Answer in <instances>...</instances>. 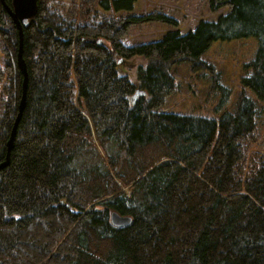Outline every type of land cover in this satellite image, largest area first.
Instances as JSON below:
<instances>
[{
    "label": "trees",
    "instance_id": "trees-1",
    "mask_svg": "<svg viewBox=\"0 0 264 264\" xmlns=\"http://www.w3.org/2000/svg\"><path fill=\"white\" fill-rule=\"evenodd\" d=\"M78 1L38 0L22 27L26 105L0 169V264H264V0H208L229 11L133 46L122 43L133 26L178 21L156 9L113 22L104 11L137 0ZM249 37L234 110H221L231 91L218 84L211 115L162 110L173 65L213 73L212 42ZM18 42L0 1V163L21 95ZM131 57L144 58L135 81L116 67Z\"/></svg>",
    "mask_w": 264,
    "mask_h": 264
},
{
    "label": "rangeland",
    "instance_id": "rangeland-1",
    "mask_svg": "<svg viewBox=\"0 0 264 264\" xmlns=\"http://www.w3.org/2000/svg\"><path fill=\"white\" fill-rule=\"evenodd\" d=\"M52 3L68 9L76 5L78 0H51ZM99 1V0H98ZM85 1H78V4ZM160 9L178 21L175 26L161 22H147L133 26L122 43L125 46H133L138 43L160 40L163 35L171 30H178L186 33L193 30L201 19L215 20L220 15L227 13L229 7L222 6L216 10H210L208 0H137L132 10L126 13L115 12L110 9L106 16L112 17L114 22L120 15L139 16L153 10ZM103 15V14H102ZM257 49L255 38L249 37L241 41L212 42L202 58L213 65V73L208 69L193 71L189 62H181L171 67L172 75L176 81V93L166 98L163 108L178 114L211 115L215 106L223 97L218 85L230 89L229 101L221 110H234L236 96L239 92L238 77L241 74H248L249 69L244 68V63L254 58ZM121 60L120 54L115 56ZM144 58L136 57L129 60H122L116 63L118 72L135 81L136 67L144 62ZM214 73L218 77L214 79ZM248 95H252L248 91ZM254 98V97H253ZM255 100V99H254ZM264 110V103L257 102ZM264 126V119L260 120Z\"/></svg>",
    "mask_w": 264,
    "mask_h": 264
},
{
    "label": "water",
    "instance_id": "water-1",
    "mask_svg": "<svg viewBox=\"0 0 264 264\" xmlns=\"http://www.w3.org/2000/svg\"><path fill=\"white\" fill-rule=\"evenodd\" d=\"M10 14L12 20L18 28L19 42H18V51H17V67L21 70L23 74V80L21 84V95L17 105V113L14 118V122L9 134V137L6 141V154L5 159L0 163V169L6 166L9 163L10 150L14 145V140L16 136V129L18 121L21 117L24 106L26 105V91H27V81L28 73L26 69V63L22 56L23 51V31L22 26H26L29 23V20L33 18L38 10V0H12L11 7L5 2V0H0ZM140 95V92H136ZM132 218L131 216H124L117 214L115 212L111 213V222L117 227H124L130 224Z\"/></svg>",
    "mask_w": 264,
    "mask_h": 264
},
{
    "label": "bare ground",
    "instance_id": "bare-ground-1",
    "mask_svg": "<svg viewBox=\"0 0 264 264\" xmlns=\"http://www.w3.org/2000/svg\"><path fill=\"white\" fill-rule=\"evenodd\" d=\"M19 69V68H18ZM20 70V69H19ZM20 72H21V70H20ZM21 74H22V72H21ZM23 75V74H22Z\"/></svg>",
    "mask_w": 264,
    "mask_h": 264
}]
</instances>
